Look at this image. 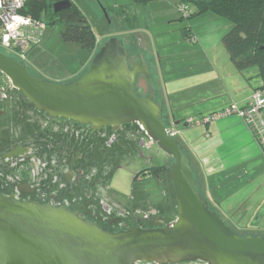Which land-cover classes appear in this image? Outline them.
Masks as SVG:
<instances>
[{"label":"water","instance_id":"water-1","mask_svg":"<svg viewBox=\"0 0 264 264\" xmlns=\"http://www.w3.org/2000/svg\"><path fill=\"white\" fill-rule=\"evenodd\" d=\"M72 0L53 3L59 13ZM128 49L111 37L94 56L89 69L69 85L43 81L0 51V70L35 106L52 117L95 126L139 122L161 149L173 158L171 176L178 207L167 226L131 228L108 233L64 208L22 202L0 194V264H264V236H242L213 211L198 188L191 158L164 123L143 57L130 69ZM144 56V55H140ZM149 80L147 98L134 88L136 76Z\"/></svg>","mask_w":264,"mask_h":264},{"label":"rangeland","instance_id":"rangeland-1","mask_svg":"<svg viewBox=\"0 0 264 264\" xmlns=\"http://www.w3.org/2000/svg\"><path fill=\"white\" fill-rule=\"evenodd\" d=\"M187 1L72 0L82 8L96 34L95 50L88 52L80 44L64 42L61 24L45 25L40 44L32 47L26 61L51 81L80 77L108 41V34L117 35L130 56H147L158 73L155 86L159 99H164L165 108L179 122L181 133L177 140L186 147L184 151L191 158L198 188L203 195L207 193L211 209L238 234L264 236V155L260 152L257 159L248 147L243 161L234 163L233 167L226 166L230 157L227 154L235 156L231 162L239 160L232 152L241 150L239 144L227 142L222 146L224 143L221 144L223 141L214 130L207 137L206 125L217 120L200 125L188 122L205 120L223 109L206 113V101L212 102L224 94L220 73L225 77L228 71L238 69L223 43L231 22L211 13L187 21L189 17H184L187 12L181 10L182 4L190 10L193 8ZM96 11L102 16V24L110 25L105 35ZM107 11L113 18L111 24ZM183 28L186 40L181 35ZM255 70L252 66L244 69V73L254 76ZM254 80L255 77L250 82ZM144 89L147 92V85ZM256 140L264 150L262 141Z\"/></svg>","mask_w":264,"mask_h":264},{"label":"flooded vegetation","instance_id":"flooded-vegetation-1","mask_svg":"<svg viewBox=\"0 0 264 264\" xmlns=\"http://www.w3.org/2000/svg\"><path fill=\"white\" fill-rule=\"evenodd\" d=\"M140 55L129 56V67L134 69L143 57L158 102L164 106L155 86L157 70ZM13 59L43 81L69 85L79 78L51 81L27 61ZM134 88L140 98H147L145 74L136 76ZM172 120L164 106V123L170 131L176 128ZM172 163L141 123L95 126L52 117L0 70V194L67 209L108 233L157 229L178 216Z\"/></svg>","mask_w":264,"mask_h":264},{"label":"trees","instance_id":"trees-1","mask_svg":"<svg viewBox=\"0 0 264 264\" xmlns=\"http://www.w3.org/2000/svg\"><path fill=\"white\" fill-rule=\"evenodd\" d=\"M61 0H43L29 3L25 11L43 19L46 25L61 24L64 42L77 43L88 52L97 46V37L84 13L74 3L59 13L53 11V3ZM135 3L145 0H133ZM186 2L187 0H183ZM192 3L187 21L208 13L231 22L230 31L223 43L234 66L243 71L255 66L264 82V0H188ZM183 20V17H182ZM187 36L186 31L184 30ZM260 89L264 90V84ZM255 136V135H254ZM244 236V235H242Z\"/></svg>","mask_w":264,"mask_h":264},{"label":"built area","instance_id":"built-area-1","mask_svg":"<svg viewBox=\"0 0 264 264\" xmlns=\"http://www.w3.org/2000/svg\"><path fill=\"white\" fill-rule=\"evenodd\" d=\"M40 1L43 0H0V51H7L19 60L26 61L32 47L40 44L46 22L25 12L29 10V3ZM181 10L187 12L184 17H189L192 9L182 4ZM232 116L241 118L255 137L264 144V90L262 89L256 90L246 105L234 103L206 117L205 120L195 122L189 119L188 122L200 125ZM171 134L177 137L179 132L173 129Z\"/></svg>","mask_w":264,"mask_h":264},{"label":"crops","instance_id":"crops-1","mask_svg":"<svg viewBox=\"0 0 264 264\" xmlns=\"http://www.w3.org/2000/svg\"><path fill=\"white\" fill-rule=\"evenodd\" d=\"M105 9L107 10V8H105ZM80 10L83 12L81 7H80ZM107 13L109 15V16L108 15L107 16L109 17L110 24H111V21L113 18H111V14L108 11H107ZM84 15H85V13H84ZM96 15L98 16V20L100 21V28L104 31V35H105L106 34L105 31L107 30V27L110 28V25L102 24V19H101L102 16H100L99 11H96ZM189 26H191V25H189ZM181 35H182L183 39H185V40L187 39V36L184 33V28L182 29ZM107 36L108 37H106V38L110 39L111 37H114V36L116 37L117 35H111L110 34V36H109V34H108ZM97 44H98V41H97ZM256 71L257 70H255V72ZM258 74H259L258 71L253 76L251 74L250 75L245 74L244 70L243 71H240V70L239 71L238 70L237 71H231L230 70L224 75L225 77H222V75L220 73V75H219V76H221L220 82H221V85L223 87L224 94H222V93H221L222 95L217 94V95H219V98L215 99L212 102L206 101V113L212 112V111L213 112L218 111L222 108L224 109L225 107L229 106V104L231 105V104L236 103L239 105H246L248 103L251 95L256 90L261 88V86H263V84H264L262 78ZM248 76H250V77H248ZM253 77H255V80L253 82H250ZM162 102H165L164 99L162 100ZM170 116H172V115L170 114ZM174 116H172V119L174 120V123L176 125L175 129L179 132V134H178V136H179L181 133L179 131L180 129L178 128L179 122L177 121V118ZM206 128H207V134H208L207 137L210 138L211 136H209V133L212 135V130H214L215 134H218L220 136L221 141H223V142H221V144L224 143L222 146H224L225 143L230 142L233 144H239V146L241 147L240 151H232L236 154V156L239 157V160L237 162H231L230 161L231 158L235 157V156L227 154L230 157H229V161L227 163H225L226 166L233 167V166H235L234 163H238V162L243 161L244 160L243 154L245 151L248 150L247 149L248 147H250L249 149H252L255 152L257 159H259V157H261L260 152L262 155H264V150L259 145L258 141L256 140V137L252 134V132L250 131V129L248 128L246 123L239 117H236V116L224 117V118H221V119L215 121L212 124L206 125ZM244 138H246V139H244ZM179 142L183 148H186L183 145L184 144L183 142H182L183 144L181 143L180 140H179ZM255 147H256V150H255ZM257 148L259 151L257 150ZM208 177H209V175H208ZM204 183H205V181H204ZM206 197L208 198L207 193H206ZM208 200H209V198H208Z\"/></svg>","mask_w":264,"mask_h":264}]
</instances>
